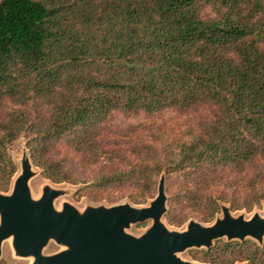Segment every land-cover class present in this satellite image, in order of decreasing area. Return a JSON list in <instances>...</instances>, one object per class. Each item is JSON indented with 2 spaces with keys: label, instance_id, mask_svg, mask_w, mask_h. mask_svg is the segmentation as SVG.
Wrapping results in <instances>:
<instances>
[{
  "label": "trees",
  "instance_id": "obj_1",
  "mask_svg": "<svg viewBox=\"0 0 264 264\" xmlns=\"http://www.w3.org/2000/svg\"><path fill=\"white\" fill-rule=\"evenodd\" d=\"M207 8L214 17L204 16ZM201 107L212 118L186 140L146 129L164 142L159 150L131 141L144 127L106 126L115 111ZM105 133L127 139L108 149ZM22 138L43 179L83 184L52 157L64 145L83 167L101 165L86 186L131 190L137 207L155 197L162 173L180 176L164 216L169 226L188 220L173 217L175 208L204 223L221 204L232 213L261 209L264 0H0V193L18 173L12 148ZM225 171L233 174L227 181ZM189 256L198 264H264V242L217 240Z\"/></svg>",
  "mask_w": 264,
  "mask_h": 264
},
{
  "label": "water",
  "instance_id": "obj_2",
  "mask_svg": "<svg viewBox=\"0 0 264 264\" xmlns=\"http://www.w3.org/2000/svg\"><path fill=\"white\" fill-rule=\"evenodd\" d=\"M18 163L20 173L11 192L0 193V258L7 240H11L14 256L30 258V264H194L182 261L177 254L187 249L209 250L224 238L241 243L250 238L263 244L264 217H233L227 206H221L222 217L210 226L190 221L183 232L168 231L161 223L167 201L164 175L148 206L122 203L82 215L70 205H64L61 212L56 210L54 200L61 191L48 186L40 198H32L29 181L34 173L26 148ZM148 220L151 227L139 237L125 232L130 225ZM50 241L63 250L44 255Z\"/></svg>",
  "mask_w": 264,
  "mask_h": 264
},
{
  "label": "rangeland",
  "instance_id": "obj_3",
  "mask_svg": "<svg viewBox=\"0 0 264 264\" xmlns=\"http://www.w3.org/2000/svg\"><path fill=\"white\" fill-rule=\"evenodd\" d=\"M204 16L214 17V14L211 12L210 8H207L204 11ZM211 118H212V112L209 108L206 107H201L195 111H190L186 113L178 112L175 109H168L155 115H146L144 113H139L135 115H126L122 112L115 111L109 116L106 126L112 131L124 130L136 126L144 127V130L140 129L135 133L136 135L134 134L135 136L134 135L131 136V141H133L134 144L136 145L139 144L151 145L156 150H159L164 142L160 140H153L150 137L149 132L153 131L154 133H157V131L151 129L148 132L146 130L148 127L151 126L159 129V131L164 135L163 138L165 137L167 141H176L179 139L186 140V138L190 135L188 133L198 132L199 124L205 120H210ZM114 139L124 140L127 139V137H121L119 135L114 136L112 134L108 135L107 133H105L101 137V141L104 144H106V147L108 149L113 147L111 145V142ZM24 148H25V139L23 138L20 139V141H18L17 143H15V145L12 148V156L18 167V173L16 174L14 179L20 173V165L18 162L20 157L22 156ZM52 157L57 161H61V160L64 161L66 171L70 175L81 181V183L83 184H78V185H71L66 183L52 184L51 182L43 179L41 176V171L33 166L32 171L34 173V176L29 181V189L32 198L34 199L40 198L44 187L48 186L54 190L61 191V195L54 200V208L59 212L63 210L64 205H70L75 210H77L78 213L82 215H84L83 213H85L90 209L111 208L113 206H117L122 203H128L133 207L139 208L130 203L129 196L132 192L131 190L116 189V190H108L106 192H99L91 188L90 186H86L87 184H84L87 180L91 179L98 172L101 165L91 168L83 167L80 158L77 155H75L71 149H69L64 145L58 146L57 150L54 152ZM162 175H164V190L167 198L166 213H165L166 215L168 212H170V208L172 205L171 202L172 196L178 191L180 185L182 184V180L181 177L178 175L166 176L165 173H162ZM220 176H222L224 181H227L233 176V174L225 171L223 174H220ZM12 184L9 192L6 194H9L11 192ZM214 192L215 194L228 193L225 192L223 188H216ZM150 201L148 202V204L150 203ZM148 204L145 206H148ZM221 206L229 207L228 205L221 204L220 213L215 216L214 220L211 223H204L200 218V216L196 214L192 215L189 211L183 210L181 208L173 209L172 214L174 215L173 217H177L180 214L188 216V220L185 224H183L180 227L169 226L166 220L164 219L165 215L161 219V223L165 226V228L168 231H175V232H183L190 221H195L202 226H210L214 223L216 219L222 217ZM255 214H258L260 217H264V204L261 209H255L251 213H246L245 211L236 212V213L231 212V215L233 217L243 216L245 220L250 219ZM151 225H152L151 220L138 224H132L125 230V232L134 237H139L145 231H147L151 227ZM223 240L225 241L226 239L224 238ZM246 240L253 241L250 238H247ZM62 250L63 247L57 245L53 241H50L46 246V248L44 249L43 254L51 255L60 252ZM195 250L197 249H187L184 252L178 253L177 256L182 261L198 264L195 261L191 260L189 256V253ZM0 260L5 261V264H30L32 262V259L30 258H18L14 256V253L11 248V240H7L3 243L2 256ZM239 264H243V263H239Z\"/></svg>",
  "mask_w": 264,
  "mask_h": 264
}]
</instances>
